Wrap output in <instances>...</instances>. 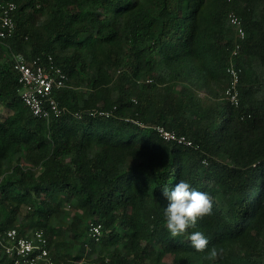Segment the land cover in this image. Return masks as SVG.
Listing matches in <instances>:
<instances>
[{
	"label": "trees",
	"instance_id": "16d2710c",
	"mask_svg": "<svg viewBox=\"0 0 264 264\" xmlns=\"http://www.w3.org/2000/svg\"><path fill=\"white\" fill-rule=\"evenodd\" d=\"M8 1L17 27L0 42V231L43 230L56 264H264V0ZM231 12L246 31L238 107L224 96ZM16 54L53 56L68 112L32 114ZM157 125L199 147L164 141ZM180 180L213 198L189 233L224 249L215 261L165 227L163 188ZM0 264H15L1 246Z\"/></svg>",
	"mask_w": 264,
	"mask_h": 264
},
{
	"label": "built area",
	"instance_id": "2783aa9c",
	"mask_svg": "<svg viewBox=\"0 0 264 264\" xmlns=\"http://www.w3.org/2000/svg\"><path fill=\"white\" fill-rule=\"evenodd\" d=\"M32 1L39 7L42 2L51 0ZM16 10L17 5L14 1L0 0V42L14 35L17 27ZM228 20L234 28L235 41L230 52V62L227 67L229 83L224 96L233 106L238 107L242 69L237 65L236 60L241 54L246 31L242 19L235 12L229 14ZM13 60L21 87L19 90L21 99L34 116L49 121L53 116L59 117L68 112L66 107L59 105L55 96L57 91L66 86L68 75L55 62L53 56L28 59L23 54H16ZM99 114L107 117L111 115L104 112ZM75 116L81 118L80 113H76ZM138 124L145 128L149 127L143 123ZM153 129L164 141L196 149L199 147L193 140L175 130H169L162 125L154 126ZM102 234V223L95 221L89 223V238L99 241ZM0 246L15 264H56L51 256L49 240L43 230H35L30 235H21L16 228L0 231Z\"/></svg>",
	"mask_w": 264,
	"mask_h": 264
},
{
	"label": "clouds",
	"instance_id": "9594fccd",
	"mask_svg": "<svg viewBox=\"0 0 264 264\" xmlns=\"http://www.w3.org/2000/svg\"><path fill=\"white\" fill-rule=\"evenodd\" d=\"M163 195L168 201L163 208L165 227L172 238L187 236L188 241L196 252L206 253L203 257L207 261H215L224 254V249L212 247L208 249L209 240L200 231L189 233L197 222L213 214L214 202L208 192L193 188L188 182L180 180L169 190L163 188Z\"/></svg>",
	"mask_w": 264,
	"mask_h": 264
},
{
	"label": "rangeland",
	"instance_id": "374dc122",
	"mask_svg": "<svg viewBox=\"0 0 264 264\" xmlns=\"http://www.w3.org/2000/svg\"><path fill=\"white\" fill-rule=\"evenodd\" d=\"M263 73H264V70H263ZM1 113H3V112H1Z\"/></svg>",
	"mask_w": 264,
	"mask_h": 264
}]
</instances>
